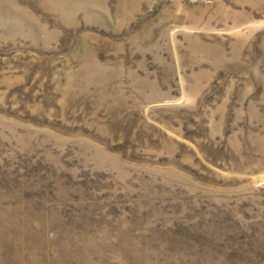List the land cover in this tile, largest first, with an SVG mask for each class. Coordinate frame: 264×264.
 Instances as JSON below:
<instances>
[{"label":"rangeland","instance_id":"rangeland-1","mask_svg":"<svg viewBox=\"0 0 264 264\" xmlns=\"http://www.w3.org/2000/svg\"><path fill=\"white\" fill-rule=\"evenodd\" d=\"M0 264H264V0H0Z\"/></svg>","mask_w":264,"mask_h":264}]
</instances>
